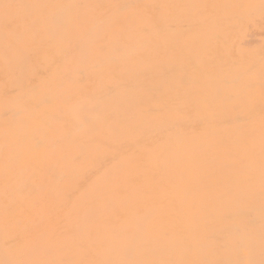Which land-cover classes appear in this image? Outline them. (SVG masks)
Listing matches in <instances>:
<instances>
[{
    "label": "rangeland",
    "instance_id": "374dc122",
    "mask_svg": "<svg viewBox=\"0 0 264 264\" xmlns=\"http://www.w3.org/2000/svg\"><path fill=\"white\" fill-rule=\"evenodd\" d=\"M0 44V227L64 238L27 264H264V0H0Z\"/></svg>",
    "mask_w": 264,
    "mask_h": 264
},
{
    "label": "bare ground",
    "instance_id": "6f19581e",
    "mask_svg": "<svg viewBox=\"0 0 264 264\" xmlns=\"http://www.w3.org/2000/svg\"><path fill=\"white\" fill-rule=\"evenodd\" d=\"M88 33V34H87ZM86 37L84 38V40L82 41V43L79 45V55H83V59H87L88 55L92 54V50H93V44L95 42V40L97 39L98 35L96 34V32L91 31V32H87ZM149 43L152 46H156V50L157 51H161L162 46L160 43H157V41L155 40H150ZM141 45V48L143 45V42L137 43L136 45H134L131 48H126V46H124L126 49H118V50H112L109 52L108 55H148L147 53L143 52L141 48H138ZM2 47H5L3 45L0 44V53L2 54L1 51H3L5 54L7 55H13V52L10 50L6 51L3 50ZM152 55V54H150ZM13 56L11 57L12 60ZM12 62V61H11ZM22 101H18V103H21ZM88 105H86L84 107V112H83V116L85 119H87L88 121L90 120L91 116H88ZM19 108H21L20 106H18ZM30 111V110H29ZM137 111V109H136ZM17 116V115H16ZM97 138V137H95ZM105 168V163H95V170L97 172L103 170ZM25 183H22V187L20 188V193L21 194H29L32 195L34 193L37 192V186L35 184H33L31 181H27L24 180ZM33 187H32V184ZM29 187H32L29 189ZM50 187V184H49ZM49 187L47 185H44V188H46L47 191H49ZM72 197V195H69L68 200L70 201V198ZM82 214L80 213L79 216H77L79 219H81ZM5 230H10L9 232H11L12 234H14L16 232V228L13 227L11 224L8 223V225L6 226V228H1L0 227V264H27L28 260L27 258H29L32 254H30V250L32 248H35V250L39 249L42 246H50L53 245L56 241L58 240H62L64 238H61L59 236L56 235H51L49 232L46 234V236L44 238L40 237L41 244H37L39 241H37L36 244L34 243H30L29 245L25 246V242H23V245L26 247H20V242H22L21 240H19L20 238H15L13 240H6L4 235L7 232H4ZM61 233V231H59ZM20 241V242H19ZM65 243V242H64ZM16 246V249H15ZM16 250L19 251V253L15 252ZM26 250V251H25ZM20 255V260L21 262L19 263L17 260V255ZM68 258L66 257H62L61 255L55 254L53 253L52 256L50 254V260H48V262L46 263H41V264H63V261L67 260ZM26 260V262H25Z\"/></svg>",
    "mask_w": 264,
    "mask_h": 264
}]
</instances>
